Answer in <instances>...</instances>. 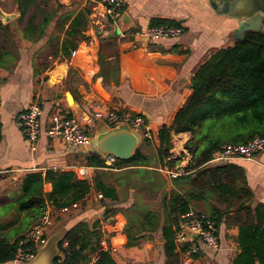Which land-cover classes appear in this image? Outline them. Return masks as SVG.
I'll use <instances>...</instances> for the list:
<instances>
[{"label": "crops", "instance_id": "crops-1", "mask_svg": "<svg viewBox=\"0 0 264 264\" xmlns=\"http://www.w3.org/2000/svg\"><path fill=\"white\" fill-rule=\"evenodd\" d=\"M58 2L67 9H73L75 5L74 0ZM76 3L78 9H90L88 4L79 0ZM12 4L16 7L14 0ZM29 18L25 17L21 23L17 18L12 22L13 27L19 28L15 36L17 43L6 48L15 57V64L8 61L0 64V226L11 224L12 214L1 219V207L21 196V181L26 175H44L49 169L74 171L80 179L90 178L93 188L85 201L75 208L58 212L50 208L56 220L50 235L79 221L92 223L100 220L101 232L103 229L114 249L109 254L116 264H165L159 233L154 240H141L137 246L119 244L128 220L123 213H114L113 210L131 206L135 190H128L127 184L117 182L116 178L122 172L115 168V164L113 168L100 170L88 168L78 154L85 155L89 150L72 149L62 141L50 140L46 136L40 138L38 148L33 152L16 125L18 116L28 104L39 100L43 110L42 126L46 129L51 117L58 113L81 115L112 108L144 116L152 128L154 144L159 148L158 132L164 125L171 126L177 113L193 95L192 80L196 71L214 54L242 39L246 32L264 29V0L222 3L213 0H125L124 16L112 32V38L119 39L121 50V83L118 87H105L97 77L101 41L90 22L86 31L89 40L79 44L76 55L70 60L60 63L64 36L52 31L41 39L37 36L25 38L23 30ZM157 19L178 22L185 34L147 43L144 34ZM53 34L55 37L51 38ZM173 48H176L174 52ZM43 58L48 61L42 63ZM4 64L10 71L4 69ZM95 130L90 131L92 136ZM190 139V134H173L171 154L183 156L177 166V176L183 174L191 161L192 156L185 149ZM145 154L152 155L151 149L145 150ZM233 162L243 168L255 205H264V151L252 160ZM98 171L110 173V184L117 190V202L106 199L102 203L100 193L94 188ZM160 172L170 193L173 178L167 169ZM84 174L87 176L83 177ZM44 190L51 192L52 186L46 184ZM152 204V209H159L160 197ZM214 204L197 203L192 212L209 217ZM106 213L110 218L105 221ZM216 233L219 249L203 246L197 239L201 250L190 264H235L242 253L240 230L223 224L216 228ZM177 252H180L178 247Z\"/></svg>", "mask_w": 264, "mask_h": 264}, {"label": "trees", "instance_id": "trees-1", "mask_svg": "<svg viewBox=\"0 0 264 264\" xmlns=\"http://www.w3.org/2000/svg\"><path fill=\"white\" fill-rule=\"evenodd\" d=\"M229 2L233 0H213ZM18 23L30 16L23 33L25 38H43L56 32L64 36L62 61L70 60L79 44L88 41L86 31L91 10L87 7L67 9L58 0H14ZM14 21V20H13ZM0 20L1 61L15 64V57L7 50L16 44L17 26ZM180 27L175 21L157 19L152 27ZM55 34L51 35V38ZM98 53L100 71L97 75L105 87L120 85V41L100 38ZM176 48L172 49L174 52ZM59 63V64H60ZM4 69H10L4 64ZM42 69V68H40ZM193 95L177 113L171 126L158 132L160 147L153 138H144L135 156L129 161L117 160L120 170L116 180L127 189L135 190V200L126 209L114 208L128 220L119 244L137 246L141 240L162 239L165 264H179L180 252L174 243L183 217L192 212L197 203L213 202L209 216L219 229L221 225L240 230L242 253L235 264H264V205H255V197L247 186L243 168L235 162L211 164L214 155L225 146L245 145L256 137H264V29L248 31L243 40L222 49L201 66L192 80ZM173 134H190L185 146L192 156L183 174L172 179L173 189L160 170L177 171L182 157L171 154ZM151 149L152 155L145 154ZM88 168H106L102 156L81 155ZM149 168H153L149 170ZM46 184L52 186L45 192ZM22 194L13 203L1 207V219L11 216L9 226H0V264L12 261L18 241L35 225L48 208L62 211L81 204L91 192V182L78 178L74 171L49 169L30 173L21 181ZM94 188L104 200L118 201L116 187L110 184V173L97 172ZM160 197V207L152 209V202ZM104 220H108L107 213ZM101 221L87 220L72 224L60 243L63 259L54 264H88L99 253L96 264H116L111 255L100 250ZM182 250H186L184 247Z\"/></svg>", "mask_w": 264, "mask_h": 264}, {"label": "built area", "instance_id": "built-area-1", "mask_svg": "<svg viewBox=\"0 0 264 264\" xmlns=\"http://www.w3.org/2000/svg\"><path fill=\"white\" fill-rule=\"evenodd\" d=\"M88 4L91 9L90 24L99 38H112L113 28L117 26L125 12V0H80ZM185 34V29L180 26L174 27H151L144 34L149 37L151 43H157L163 39L178 38ZM77 52V51H76ZM76 52L72 56L76 55ZM42 105L39 100H34L28 104L17 119V127L21 130L31 151L38 148L40 138L46 136L50 140L62 141L72 149H93L90 131L94 130L99 122H105L110 128H116L127 123L133 129L143 132L144 138H153L152 128L147 119L142 115H135L129 112H122L116 109H99L81 115L55 114L51 117L48 127L42 126ZM264 151V137H256L245 145H230L222 148L211 160V164L221 165L236 160H252L259 153ZM106 168H113L117 159L109 156L103 157ZM169 175L174 178L177 172L169 171ZM87 175H83L86 177ZM99 198L103 199L102 194ZM75 205L73 208H75ZM53 211L48 208L40 220L33 225L18 241L13 264H25L33 261L37 254L38 247L42 246L50 235V231L55 224ZM186 231L197 234L195 240L188 237ZM210 249H219V238L216 233L215 223L212 219L203 214L190 212L183 217L181 228L175 234L174 243L179 248L182 255L181 264H190L199 254L200 244ZM186 247V250H182ZM107 253L114 251L106 238L102 229L100 238V250ZM99 253L92 256L88 264H96Z\"/></svg>", "mask_w": 264, "mask_h": 264}, {"label": "water", "instance_id": "water-1", "mask_svg": "<svg viewBox=\"0 0 264 264\" xmlns=\"http://www.w3.org/2000/svg\"><path fill=\"white\" fill-rule=\"evenodd\" d=\"M123 16L124 14L122 15V18ZM17 17H19L17 11L12 14H7L0 9V20L4 24L15 20ZM244 37L240 40H243ZM144 38L147 43L150 42L148 36L144 35ZM97 125L95 134L91 136L93 149L85 154L87 156L91 154L98 157L112 156L120 161H129L135 156L137 150L144 141L143 132L131 128L127 123L121 124L116 128H110L105 122H99ZM85 180L90 181V178H86ZM68 229V227H64L53 235H50L46 242L38 247L35 259L25 264H54L56 259H63L64 256L60 252L59 246L66 236ZM186 233L188 237L193 240L197 237V234L191 231H186Z\"/></svg>", "mask_w": 264, "mask_h": 264}, {"label": "rangeland", "instance_id": "rangeland-1", "mask_svg": "<svg viewBox=\"0 0 264 264\" xmlns=\"http://www.w3.org/2000/svg\"><path fill=\"white\" fill-rule=\"evenodd\" d=\"M12 1L13 0H4V1H2V0H0V9L3 11V12H5V13H7V14H12V13H15L16 12V7H14V5L12 4ZM80 1V0H79ZM80 2H82V1H80ZM74 4L75 5H73V7L74 8H78V5H77V3H76V0H74ZM9 12V13H8ZM18 18V17H17ZM46 61H48V60H46V58L44 59H42V63H45ZM52 62V61H51ZM50 65H51V63H50ZM49 65V66H50ZM91 133H93V132H90V134Z\"/></svg>", "mask_w": 264, "mask_h": 264}]
</instances>
